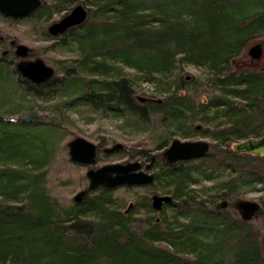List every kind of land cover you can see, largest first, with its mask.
<instances>
[{"label": "trees", "instance_id": "16d2710c", "mask_svg": "<svg viewBox=\"0 0 264 264\" xmlns=\"http://www.w3.org/2000/svg\"><path fill=\"white\" fill-rule=\"evenodd\" d=\"M75 1L43 0L18 20L0 15L7 24L0 29V264H264L257 225L264 221V154L233 151L264 135V65H238L264 41V0H77L86 21L50 36L47 28L57 21L50 19L67 15ZM18 23L52 41L48 55H68L40 87L15 70L10 30ZM187 65L201 74L184 78ZM34 110L42 115L24 122L22 114ZM72 111L149 133L144 148H161L178 135L207 137L209 150L175 164L142 150L154 157L151 185L62 202L47 180L59 153L69 160L67 143L78 135L66 116ZM102 128L91 136L99 137V152L123 139L107 130L99 136ZM153 130L161 132L155 137ZM249 193L259 194L261 210L245 222L230 204ZM124 194L132 200L118 197ZM155 195L172 202L157 212Z\"/></svg>", "mask_w": 264, "mask_h": 264}, {"label": "water", "instance_id": "95a60500", "mask_svg": "<svg viewBox=\"0 0 264 264\" xmlns=\"http://www.w3.org/2000/svg\"><path fill=\"white\" fill-rule=\"evenodd\" d=\"M42 5L41 0H0V15L4 18L13 20L22 19L35 13ZM87 8L83 5H76L71 12L64 18L52 23L47 32L52 37L63 35L67 30L83 24L87 19ZM14 48V56L17 58L15 70L23 80L31 83L34 87H40L55 76V70L47 65L41 58L29 59L30 49L22 44L10 43ZM248 55L255 60L262 58V51L259 45L249 49ZM37 114L32 112L23 117L26 123H34ZM122 144H114L109 148L103 149L106 155L122 151ZM69 160L77 166L88 167L85 177L88 180L86 190L76 194L74 202H81L90 192L96 190H113L118 187L128 186H146L151 185L154 181V175L149 171L153 166L154 157L151 162L145 166L141 162L110 163L96 167L98 149L97 145L82 138L75 137L67 143ZM209 150V143L206 141H180L174 140L170 147L162 153V158L167 164H175L180 161H191L201 159L206 156ZM233 151L237 154L248 153L252 155L264 154V136L260 139H247L233 145ZM170 196H153L152 208L159 211L163 204H170ZM232 209L238 213L241 220L251 221L261 210V204L255 201L238 199L230 204ZM220 208L226 209L229 206L227 201L219 204ZM132 207L129 205L126 212Z\"/></svg>", "mask_w": 264, "mask_h": 264}, {"label": "rangeland", "instance_id": "374dc122", "mask_svg": "<svg viewBox=\"0 0 264 264\" xmlns=\"http://www.w3.org/2000/svg\"><path fill=\"white\" fill-rule=\"evenodd\" d=\"M48 1V0H47ZM44 0V4L47 2ZM80 2V1H79ZM77 0L72 3V7H75L76 5H82L81 2L79 3ZM59 19V15H54L48 23H51L52 21ZM7 24H3L0 22V29L4 30L6 28ZM44 27V26H43ZM40 29V28H39ZM10 32L15 37L18 44H22L27 46L31 50V59L35 58H41L45 61L47 65L52 67L54 70L56 68V64H58V60L65 59L68 57L67 54H47L46 48L49 44L52 43V41L40 39L38 33L35 30H32L29 25L24 24H16L14 30H10ZM262 45L257 44L261 47L262 51V58L260 60H255L248 54L243 56L239 61V66H249V67H262L264 65V41H260ZM256 46V45H253ZM56 73V70H55ZM182 76L184 78H189L191 75H199L201 72L192 66H183L181 70ZM142 88L145 89L146 93L150 95L151 88L148 85H143ZM190 93L195 90L193 86L186 88ZM206 89L203 91L205 93ZM203 93V96H204ZM207 96V95H205ZM51 105L50 103H38V106H42L43 108ZM79 111H82L81 109ZM33 112L37 113L38 116L42 115V112H39L38 110H34ZM32 112H25L22 114L21 117H25L28 114ZM80 112L72 111V112H66V116H69L71 119H74L76 130L78 132V135L76 137H82L96 145H98L97 136H93L94 131L97 129L99 124L103 125L102 131L99 133V136H106L111 134H118L120 136H123V139H118L117 142L119 144H122L124 147V155L122 156H115V154H109L106 155L103 153V149L109 148L113 146L114 144H110L106 147L101 148L100 152L98 150L97 154V163L96 167H100L105 164L110 163H125L129 161H137L141 163L148 164L149 160L147 156L141 155L142 150H146L147 154H149V158L154 155H159L163 153L172 143L174 140H180V141H206L210 143V139L207 137H194V138H182L178 135L170 136V140L167 141L165 146L158 148L154 145H150L149 148H144V145L146 142H149L151 139H149L150 134L145 133H127L124 130L119 128L122 126V121L116 119V118H107L105 120H100L99 115H92L91 117H88L86 113L79 114ZM93 118L92 121H90ZM205 127V126H203ZM110 132V133H108ZM155 137L158 135L156 133L161 132L160 130H153ZM139 142H143L141 145ZM117 144V143H115ZM158 148V149H157ZM60 153L58 154V156ZM57 156L56 161L53 163V165L50 168L49 176H48V187L51 191V193L58 197L60 201L62 202H68L70 199L73 200V198L78 194L79 192L86 190L88 186V180L85 177V173L87 171L88 167L84 166H77L75 164H72L70 160L67 158L66 161L60 160ZM109 156V157H106ZM105 157V158H104ZM154 173V171H153ZM207 185V184H206ZM198 188L197 190H199ZM141 197H143V192L139 193ZM118 197L123 200L124 198L127 200H132V195H126L124 194L122 197L118 195ZM124 197V198H123ZM259 194L256 193H249L243 195L244 200L248 201H255L259 202L258 200ZM222 201H219L221 203ZM257 225L261 226L264 230V221L261 220Z\"/></svg>", "mask_w": 264, "mask_h": 264}, {"label": "flooded vegetation", "instance_id": "af4514ba", "mask_svg": "<svg viewBox=\"0 0 264 264\" xmlns=\"http://www.w3.org/2000/svg\"><path fill=\"white\" fill-rule=\"evenodd\" d=\"M41 1H42V4H43V0H41ZM41 6H42V5H41ZM72 8H73V7H72ZM71 10H72V9H71ZM71 10H70V11H71ZM63 17H64V16H63ZM63 17H61V18H63ZM61 18H59V19H61ZM59 19H58V20H59ZM58 20H57V21H58ZM57 21H56V22H57ZM53 23H54V22H53ZM50 25H51V24H50ZM50 25H49V26H50ZM49 26H48V27H49ZM47 29H48V28H47ZM15 44H17V43H15ZM13 51H14V49H13ZM29 55H30V54H29ZM29 59H31L30 56H29ZM263 136H264V135H263ZM263 136H260V137H251V138H249V139H260V138H262ZM242 141H244V140H242ZM240 142H241V141H240ZM129 162H134V161H129ZM150 162H151V159L149 160V163H150ZM125 163H126V162H125ZM149 163H148V164H149ZM148 164L142 163V165H143V169H144L145 166L148 165ZM153 171H154V168H153V166H152V168L150 169L149 173L154 175ZM146 186H147V185H146ZM127 187H128V186H127ZM139 187H141V186H139ZM163 206H164V205H162L161 210L163 209ZM161 210H159L158 212H160Z\"/></svg>", "mask_w": 264, "mask_h": 264}, {"label": "bare ground", "instance_id": "6f19581e", "mask_svg": "<svg viewBox=\"0 0 264 264\" xmlns=\"http://www.w3.org/2000/svg\"><path fill=\"white\" fill-rule=\"evenodd\" d=\"M69 13H70V12H69ZM69 13H68V14H69ZM68 14H67V15H68ZM67 15H65V16H67ZM65 16H64V17H65ZM64 17H63V18H64ZM61 19H62V18H61ZM59 20H60V19H59ZM169 147H170V146H169ZM169 147H168V148H169ZM168 148H167V149H168ZM167 149H166V150H167ZM166 150H165V151H166ZM165 151H164V152H165ZM164 152H163V153H164Z\"/></svg>", "mask_w": 264, "mask_h": 264}]
</instances>
